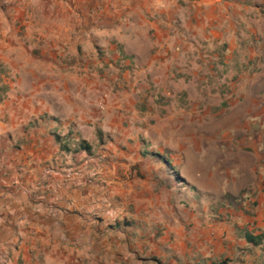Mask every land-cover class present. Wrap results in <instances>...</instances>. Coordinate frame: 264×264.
<instances>
[{
  "label": "crops",
  "instance_id": "1",
  "mask_svg": "<svg viewBox=\"0 0 264 264\" xmlns=\"http://www.w3.org/2000/svg\"><path fill=\"white\" fill-rule=\"evenodd\" d=\"M259 1L260 10L255 5ZM65 51L70 52L69 64L77 71L100 62L109 65V57L124 66L134 67L138 76L132 77V84L139 83L143 92L151 83L173 82L186 61L208 64L213 67L218 81L230 83L233 93L252 101L253 121L258 123L260 134L259 141L254 143L264 144V0H0V85H4L0 88V133L3 135L0 134V154L3 148L11 146V138L4 133H12L15 143L28 141L33 124L27 118L35 111H47L41 94V86L47 82L45 78L39 76L37 82H31L35 77L29 78L23 93L16 94V82L3 77L1 69L26 67L32 61H38L39 68L66 66L62 63L64 58L60 57ZM23 53L31 58L22 59L28 60L26 62L16 61L21 55L25 56ZM72 77L76 82L89 83L99 79L105 82L108 78L92 72H78ZM34 100H38V104ZM5 120H9L8 124ZM38 122V127L34 128L38 143L29 140L31 143H24L21 150L12 151L15 157L10 166L6 167L0 156V168L4 166L0 173V264H111V256L116 252L110 250V229L101 230L103 245L98 249L95 222L90 217L77 215L79 209L87 216L95 210L93 183L81 188L62 187L57 192L49 189L41 195L58 215H64L65 220L56 219L55 225L76 228L70 235L64 233L66 239L55 236L52 242L49 236H28L14 229L39 226L40 220L35 213L39 202L33 201L32 188L21 192L19 187L7 185L16 176L13 168L28 169L31 181L34 174L30 170L40 168L39 163H50L52 157L56 163L66 157L57 155L58 141L53 140L49 132L67 133L72 130L69 122H51L46 118ZM77 139L67 138L68 141ZM23 147L33 148V153H28L36 159L26 156L22 161L23 153L18 151H25ZM108 173L99 177L101 181L113 184L111 189L124 191L122 178ZM262 173L264 179V166ZM262 182L254 198L256 203L244 204L237 210L229 208L228 219L212 220L205 213L187 214L183 219L172 216L170 225L168 223L172 239L168 235L160 238L154 234L144 238L140 235L150 245L146 253L144 249L132 252L133 263L220 264L227 259L224 264H264V242L248 243L240 231L244 228L257 234L264 230V180ZM118 190L116 193H120ZM113 204L116 208L117 204ZM106 205L97 207L109 211ZM84 223V229L78 227ZM103 223L104 226L109 224ZM129 223L133 226L132 221ZM52 224L51 219L43 220L40 226ZM116 224L117 229L128 226ZM160 241H166L167 251L162 248L159 253V247L153 245ZM50 243H53L51 248ZM120 245L124 248L125 241ZM53 249L55 253L51 254ZM128 254L131 253L122 252L119 264L121 261L130 264Z\"/></svg>",
  "mask_w": 264,
  "mask_h": 264
},
{
  "label": "rangeland",
  "instance_id": "2",
  "mask_svg": "<svg viewBox=\"0 0 264 264\" xmlns=\"http://www.w3.org/2000/svg\"><path fill=\"white\" fill-rule=\"evenodd\" d=\"M255 5L259 7L262 4L259 1ZM24 55L16 61H28H22L29 58ZM60 57L64 58L62 63L66 66L39 68L38 61H32L26 67L1 69L4 70L1 72L3 77L16 82V94L23 93L29 78L35 77L31 82H37L39 76L47 80L46 85L41 86L47 111H35L27 118L33 124L28 141L37 139L38 133L34 128L38 127L39 120L46 118L51 122H69L68 127L72 130L59 136L68 134L71 138H83L92 146L90 154L85 151L68 153L62 151L58 143L57 155L60 153L66 157L60 163H55L53 157L50 163H39L40 168L30 170L34 174L31 181L28 180V169L19 170V166L13 168L16 176L7 180L6 184L19 187L21 192L31 187L33 201L39 202L35 210L40 220L39 226L14 228L19 234L45 235L52 242L55 236L66 239V235L76 228L55 225L56 219L65 220L64 215H58L41 195L49 189L57 192L62 187L81 188L93 183L95 210L87 216L85 211L79 209L77 215L90 217L95 222L97 248L103 245L101 230L110 229V250L116 252L111 256V264L120 263L118 259L122 258L124 250L131 253L128 254L131 258L128 262L134 264L132 252L144 249L143 253H146V249H149L150 244L144 242V237L150 234L159 238L172 235L168 227L172 216L183 219L189 214L205 213L212 220L221 221L229 218V208L237 210L244 204L252 206L256 203L254 198H257L264 180V144L254 143L259 133L250 126L254 120L252 101L233 93L230 83L218 81L213 75V67L199 60L186 61V65L182 63L178 69L181 71L173 82L151 83V87L143 92L139 83L132 84V77L138 76V73L130 65L124 66L109 57V65L100 62L77 71L69 64V51L63 52ZM78 72H92L108 78L105 82L102 79L93 83L76 82L72 76ZM38 92L36 90V94ZM35 102L38 104V100ZM5 121L8 124L9 120ZM97 126L102 130V141L97 138ZM49 133L56 141L55 134L58 133ZM4 136L11 138V146L3 148L0 154L7 167L15 157L12 151L21 150L20 146L28 144V141L15 143L12 133H4ZM69 141L70 144L74 142ZM23 149L25 151H18L19 154L23 153L21 160L26 156L31 160L36 159L30 155L33 148ZM156 154L165 156L172 169L155 161L152 155L156 157ZM3 167L0 173L4 171ZM7 170H10L9 167ZM172 170L179 179L171 183L168 173ZM104 172H109V176L119 175L124 191L111 189L109 187L113 184L101 181L99 177ZM117 190L120 193H116ZM113 202L117 204L116 208ZM168 202L174 206L169 207ZM99 204H107L110 210H100L97 207ZM247 212L251 213L249 210ZM50 219L52 225L40 226L43 220ZM124 221H132L133 226L124 225ZM103 222L109 224L104 226ZM117 222L121 227H127L113 228L112 225ZM85 226L86 223L78 227L84 229ZM185 230H188L187 226ZM123 240L126 248L120 245ZM52 244L48 247L51 248ZM153 245L159 247V253L162 248L167 251L164 247L166 241ZM154 251L157 252L156 249ZM50 253L54 254L55 250ZM156 263L162 264L161 261Z\"/></svg>",
  "mask_w": 264,
  "mask_h": 264
},
{
  "label": "trees",
  "instance_id": "3",
  "mask_svg": "<svg viewBox=\"0 0 264 264\" xmlns=\"http://www.w3.org/2000/svg\"><path fill=\"white\" fill-rule=\"evenodd\" d=\"M96 135H97L98 140L102 141V130L99 126L96 127ZM55 136H56V140L60 144V148L62 151H65L68 153H70V152L77 153L80 151H85L88 154L91 153L92 146L90 145V143L87 140H85L83 138H78L77 140H74L73 144H70L69 141L67 140V138L69 136L68 134H66L65 136H62V137L57 135V134ZM152 156H154V160L158 161L160 164H162V166H164V167L166 166V168L167 167L171 168L170 167V161L167 158H165V156H160L157 154H156V157H155V155H152ZM168 174H169V177H170L169 180L171 181V183L178 181L179 178H178L176 172H174V170H172V172L170 171ZM123 224L124 225H130L129 222H125V221L123 222ZM112 227L118 228L119 225L118 224L112 225ZM240 231L242 233V236L245 238V240L248 243L257 245V244L264 242V230L257 233V234H253L252 232H250L249 230L244 229V228H240ZM226 261H227V259H224L219 263L224 264Z\"/></svg>",
  "mask_w": 264,
  "mask_h": 264
},
{
  "label": "water",
  "instance_id": "4",
  "mask_svg": "<svg viewBox=\"0 0 264 264\" xmlns=\"http://www.w3.org/2000/svg\"><path fill=\"white\" fill-rule=\"evenodd\" d=\"M251 128L254 129V130H257L259 127H258V123L256 121H252L251 124H250ZM260 139V134H257V137L255 139V142H258Z\"/></svg>",
  "mask_w": 264,
  "mask_h": 264
}]
</instances>
